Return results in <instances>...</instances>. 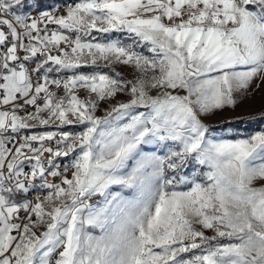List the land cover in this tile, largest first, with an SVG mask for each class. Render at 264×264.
I'll use <instances>...</instances> for the list:
<instances>
[{
  "label": "snow or ice",
  "instance_id": "obj_1",
  "mask_svg": "<svg viewBox=\"0 0 264 264\" xmlns=\"http://www.w3.org/2000/svg\"><path fill=\"white\" fill-rule=\"evenodd\" d=\"M26 7L0 0V264H264V130L205 122L264 83V0Z\"/></svg>",
  "mask_w": 264,
  "mask_h": 264
},
{
  "label": "rangeland",
  "instance_id": "obj_2",
  "mask_svg": "<svg viewBox=\"0 0 264 264\" xmlns=\"http://www.w3.org/2000/svg\"><path fill=\"white\" fill-rule=\"evenodd\" d=\"M29 2H35L36 0H28ZM44 2H50V6L41 9L42 11H50L57 7V3L64 4V0H41ZM52 2V3H51ZM53 4V5H52ZM27 13L30 11L38 12L37 8L29 7L25 9ZM114 38H120L119 34H114ZM107 71V69H106ZM117 71H121L122 75L131 78L130 74L124 72L122 69L117 68ZM257 84H260L257 88ZM252 93L250 99H245L242 103L238 104L235 109H224L223 111L217 112L215 115L209 116L205 122L215 129L212 133L216 137L220 138H240L247 137L257 131L264 130V119L261 118L260 114L264 111V83H261L259 79L253 80L252 87L249 89ZM119 99L123 100L125 97L121 96ZM106 107V105H105ZM98 115L103 114V109L97 113ZM54 128V127H53ZM51 128L50 130H54ZM43 130V129H38ZM33 129L31 131H38ZM69 131H78L79 129L73 126H68ZM189 173L192 170L186 169ZM31 195H36L32 192ZM211 232H206V235H211Z\"/></svg>",
  "mask_w": 264,
  "mask_h": 264
},
{
  "label": "trees",
  "instance_id": "obj_3",
  "mask_svg": "<svg viewBox=\"0 0 264 264\" xmlns=\"http://www.w3.org/2000/svg\"><path fill=\"white\" fill-rule=\"evenodd\" d=\"M52 3V2H51ZM26 4H27V8L31 7V6H34L35 8H37L38 10V14L40 13L39 11L43 8H46L50 5V2H44V1H41V0H36L35 2H29L28 0H26ZM36 13V12H35Z\"/></svg>",
  "mask_w": 264,
  "mask_h": 264
},
{
  "label": "built area",
  "instance_id": "obj_4",
  "mask_svg": "<svg viewBox=\"0 0 264 264\" xmlns=\"http://www.w3.org/2000/svg\"><path fill=\"white\" fill-rule=\"evenodd\" d=\"M63 6V4H59V2L57 3V7H54V8H59V7H62ZM30 15H33V16H36V15H39V14H35V13H29ZM54 130L53 131H55L56 129L55 128H53ZM62 167H63V165H61ZM51 179V178H50ZM34 198H35V195H29L28 197H27V199H29V200H34Z\"/></svg>",
  "mask_w": 264,
  "mask_h": 264
},
{
  "label": "bare ground",
  "instance_id": "obj_5",
  "mask_svg": "<svg viewBox=\"0 0 264 264\" xmlns=\"http://www.w3.org/2000/svg\"><path fill=\"white\" fill-rule=\"evenodd\" d=\"M29 13H35V12H33V11H30ZM35 14H38V13H35ZM40 14V13H39Z\"/></svg>",
  "mask_w": 264,
  "mask_h": 264
}]
</instances>
